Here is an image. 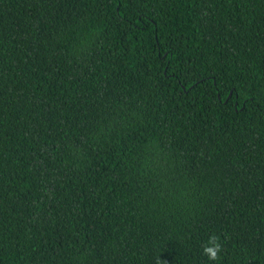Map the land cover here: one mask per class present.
<instances>
[{
  "label": "trees",
  "instance_id": "obj_1",
  "mask_svg": "<svg viewBox=\"0 0 264 264\" xmlns=\"http://www.w3.org/2000/svg\"><path fill=\"white\" fill-rule=\"evenodd\" d=\"M0 264H264V0H0Z\"/></svg>",
  "mask_w": 264,
  "mask_h": 264
},
{
  "label": "clouds",
  "instance_id": "obj_2",
  "mask_svg": "<svg viewBox=\"0 0 264 264\" xmlns=\"http://www.w3.org/2000/svg\"><path fill=\"white\" fill-rule=\"evenodd\" d=\"M222 252V239L217 234L210 235L208 240L202 245V254L206 256L209 261H219Z\"/></svg>",
  "mask_w": 264,
  "mask_h": 264
}]
</instances>
